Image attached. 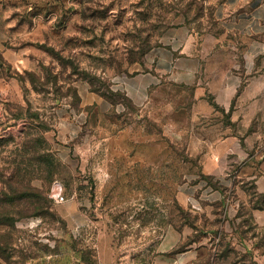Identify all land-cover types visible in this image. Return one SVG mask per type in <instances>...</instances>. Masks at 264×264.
<instances>
[{"label":"rangeland","instance_id":"rangeland-1","mask_svg":"<svg viewBox=\"0 0 264 264\" xmlns=\"http://www.w3.org/2000/svg\"><path fill=\"white\" fill-rule=\"evenodd\" d=\"M200 4L0 0V221L13 220L0 225V264H87L82 253L181 264L189 251L192 262L264 264L257 190L240 185L248 202L237 207L232 153L228 168H207L208 157L221 165L226 119L194 113L184 85L163 80L142 105L121 88L149 71L171 28L221 33ZM9 183L22 200L7 203Z\"/></svg>","mask_w":264,"mask_h":264},{"label":"crops","instance_id":"crops-1","mask_svg":"<svg viewBox=\"0 0 264 264\" xmlns=\"http://www.w3.org/2000/svg\"><path fill=\"white\" fill-rule=\"evenodd\" d=\"M197 1L214 8L213 17L221 33L196 31L187 24L171 28L163 37V45L147 56L149 71L127 79L121 88L142 105L148 89L164 80L190 90L194 113L203 107L208 117L219 115L222 120L224 114L229 115L226 126L220 123L223 140L217 143L214 154L218 161L222 159L220 168L211 157L207 168H228L232 153L230 162L240 168L235 185L240 207L248 202L240 185L249 183L264 194V0ZM213 103L223 112L215 110ZM182 259L181 264H188L195 254L189 251Z\"/></svg>","mask_w":264,"mask_h":264},{"label":"trees","instance_id":"trees-1","mask_svg":"<svg viewBox=\"0 0 264 264\" xmlns=\"http://www.w3.org/2000/svg\"><path fill=\"white\" fill-rule=\"evenodd\" d=\"M200 3H202V4H200L201 5V9L203 10V5H204V1H199ZM211 12H213L214 13V8H212L211 9ZM213 107L215 108V110H217V111H221V112H223V110L221 109V108H219L216 104H214L213 103ZM224 118L226 119L225 120V122L227 121V119L229 118V115H225L224 114ZM20 175V174H19ZM16 177H18V176H14L13 177V179L14 178H16ZM13 179H11V181L13 180ZM12 183V182H11ZM11 183H9V187L11 188V190H12V192L15 194V196L14 197H10L9 198V200L7 201V203H14L15 201H20V200H22V198H18V196H16L17 195V192H18V189L17 188H15V187H13V185L11 184ZM253 188L254 189H256L255 187H254V185H253ZM254 195V197H257V201L255 202V208L256 209H259V210H262V211H264V194H259V193H254L253 194ZM6 221H8V222H6ZM5 222L4 221H0V225H9L8 223H12V221L13 220H6ZM191 245V243H188V244H185L179 251H175L174 252V255H178V254H181V253H184V252H186L187 251V248L189 247ZM176 248V247H175ZM174 248V249H175ZM173 249V250H174ZM229 250H228V246H227V248H226V250L224 251V253H223V255L221 256V257H223V258H227L228 257V255H229ZM82 258H83V260L87 263V264H96V263H94L93 261H91L90 260V258L88 257V256H86V255H84L83 253H82ZM197 260V259H196ZM194 261V262H192V263H190V264H211L210 263V261L209 260H205V261H200V262H198V261Z\"/></svg>","mask_w":264,"mask_h":264},{"label":"built area","instance_id":"built-area-1","mask_svg":"<svg viewBox=\"0 0 264 264\" xmlns=\"http://www.w3.org/2000/svg\"><path fill=\"white\" fill-rule=\"evenodd\" d=\"M52 198L57 202V203H62L65 201L62 192L57 191L56 188L52 191Z\"/></svg>","mask_w":264,"mask_h":264}]
</instances>
